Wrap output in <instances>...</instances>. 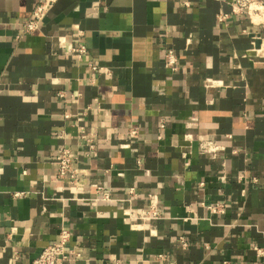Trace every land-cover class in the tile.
I'll list each match as a JSON object with an SVG mask.
<instances>
[{"label": "crops", "instance_id": "crops-1", "mask_svg": "<svg viewBox=\"0 0 264 264\" xmlns=\"http://www.w3.org/2000/svg\"><path fill=\"white\" fill-rule=\"evenodd\" d=\"M37 1L0 0V264L63 230L81 256L60 264H264V26L230 0H60L24 34ZM63 144L79 186L58 178Z\"/></svg>", "mask_w": 264, "mask_h": 264}, {"label": "built area", "instance_id": "built-area-1", "mask_svg": "<svg viewBox=\"0 0 264 264\" xmlns=\"http://www.w3.org/2000/svg\"><path fill=\"white\" fill-rule=\"evenodd\" d=\"M60 0H38L35 8L29 18H27L23 23L24 34H33L37 32L44 20L48 17L49 13ZM227 2V0H223ZM231 6L232 14H245L249 17L250 21L254 25L264 26V0H230L228 1ZM230 15L224 12L218 14V20L220 22L225 21ZM257 38V37H255ZM255 45V43L253 42ZM65 53L68 56H75L78 60H83L88 56V48L84 44L75 45L72 42H67L65 46ZM178 57L173 50H169L165 57V65L172 69L177 70ZM89 67L92 70H103V67L94 65L89 59ZM60 97H65V94L60 93ZM162 127L164 123L162 122ZM139 134L138 128L131 130L132 137ZM80 137L84 140V145L87 148L89 154H93L97 151L96 133H87L85 131L80 132ZM200 149L204 153H211L217 155L222 151V147L218 146L215 142L211 140L200 141ZM77 157L75 156L74 150L63 144L59 147L56 156V163L58 166V178L66 180L70 184L79 186L84 183V178L81 177L80 169L75 166V161ZM104 200H111V194L105 192L102 188L100 189ZM129 195L135 196L134 188L129 190ZM19 196L20 194H15ZM156 196H150L151 205L149 209L138 214L141 219L148 218H158L159 212L157 209ZM208 208L213 212H222L224 210L223 204H212ZM71 242V234L67 230H63L60 234L58 240L52 242L46 246L40 255L33 260L31 264H60L62 261L68 259L69 255H74L75 257H80L81 254L75 249H70L69 244ZM184 242V241H183ZM185 243V242H184ZM255 251L257 255L261 257L264 262V248L256 246ZM163 257V256H161ZM228 264V263H224Z\"/></svg>", "mask_w": 264, "mask_h": 264}]
</instances>
